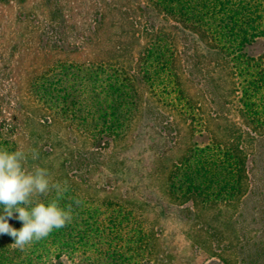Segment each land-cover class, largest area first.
Returning <instances> with one entry per match:
<instances>
[{"label":"trees","instance_id":"trees-1","mask_svg":"<svg viewBox=\"0 0 264 264\" xmlns=\"http://www.w3.org/2000/svg\"><path fill=\"white\" fill-rule=\"evenodd\" d=\"M13 1L28 0L0 4ZM82 1L39 0L41 43L71 49L76 38L63 36L62 16ZM84 3L75 25L83 43L107 46L95 59L43 71L42 102L78 118L96 147L122 139L133 122L156 130L164 142L187 125L200 138L171 163L164 190L155 197L154 218L170 214L199 232L197 218L229 210L238 240L236 264H264V0ZM8 83L0 75V149L14 152L21 149L16 118L5 113ZM105 193L95 202L66 188L58 203L71 209V222L23 249L0 234V264H160L151 256L164 236L152 218L154 208L128 188ZM56 199L53 190L34 202ZM9 223L23 226L15 215ZM215 249L212 241L211 257ZM206 261L193 250L164 264Z\"/></svg>","mask_w":264,"mask_h":264},{"label":"rangeland","instance_id":"rangeland-1","mask_svg":"<svg viewBox=\"0 0 264 264\" xmlns=\"http://www.w3.org/2000/svg\"><path fill=\"white\" fill-rule=\"evenodd\" d=\"M84 1L76 5L75 10L67 9L62 16L67 22L63 36L76 38L67 50L54 42L41 43L44 17L39 15V0L0 4V75L9 82L11 100L5 113L16 118V139L29 157L25 168L29 171L37 167L46 169L51 183L71 188L95 202L106 198L105 190L128 188L137 194L150 204L152 211L154 208L151 215L157 230H164L163 238L154 243L151 255L154 262L175 261L194 250L201 259L207 258L205 264H223L220 255L230 264H236L238 240L231 211L214 209L197 218L199 232L170 214L154 218L155 197L164 190L167 170L190 140L200 138L199 134L192 137L187 125L182 124L177 137L164 142L156 130L133 122L122 139L108 148L96 147L84 123L47 108L40 99L39 82L43 71L57 69V64L62 62L83 63L95 59L99 49L107 46L103 42L83 43L79 34L82 30L75 25L81 19V8L87 7ZM76 43L79 46L72 48ZM32 152L38 153L37 159L31 158ZM212 241L216 247L213 257L210 255ZM168 244H171L170 250L165 249Z\"/></svg>","mask_w":264,"mask_h":264},{"label":"clouds","instance_id":"clouds-1","mask_svg":"<svg viewBox=\"0 0 264 264\" xmlns=\"http://www.w3.org/2000/svg\"><path fill=\"white\" fill-rule=\"evenodd\" d=\"M28 158L22 150L0 149V234H9L20 249L48 237L54 229H60L72 220L71 209L62 208L58 203L66 188L51 183L46 169L27 170L24 165ZM31 158L37 159L38 153L32 152ZM51 190L56 191V200L34 202ZM14 215L23 222L19 229L9 223Z\"/></svg>","mask_w":264,"mask_h":264}]
</instances>
